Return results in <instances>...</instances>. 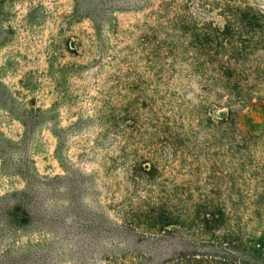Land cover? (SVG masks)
Masks as SVG:
<instances>
[{
	"label": "rangeland",
	"instance_id": "374dc122",
	"mask_svg": "<svg viewBox=\"0 0 264 264\" xmlns=\"http://www.w3.org/2000/svg\"><path fill=\"white\" fill-rule=\"evenodd\" d=\"M159 1L0 0V264H194L181 255L217 250L192 231L143 232L122 217L151 214L145 184L123 170L154 141L165 96L140 61ZM184 3L187 15L199 0ZM255 96L238 112L246 125L264 123V88ZM122 128L130 139L119 152ZM244 237L252 254L240 255L264 264V227L250 224Z\"/></svg>",
	"mask_w": 264,
	"mask_h": 264
},
{
	"label": "trees",
	"instance_id": "16d2710c",
	"mask_svg": "<svg viewBox=\"0 0 264 264\" xmlns=\"http://www.w3.org/2000/svg\"><path fill=\"white\" fill-rule=\"evenodd\" d=\"M198 4L185 15L184 0H160L147 13L140 61L165 96L155 104L154 141L142 144L123 171L127 181L145 184L139 191L151 194V214L140 207L143 216L124 210L122 217L143 232L192 231L203 248H217L181 255L194 264H253L240 253L252 254L244 237L249 225L264 227V123L246 125L238 112L264 88V7L247 0ZM182 27L191 32H172ZM144 125L130 128L140 134ZM126 133H115L119 152Z\"/></svg>",
	"mask_w": 264,
	"mask_h": 264
}]
</instances>
